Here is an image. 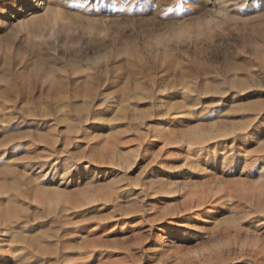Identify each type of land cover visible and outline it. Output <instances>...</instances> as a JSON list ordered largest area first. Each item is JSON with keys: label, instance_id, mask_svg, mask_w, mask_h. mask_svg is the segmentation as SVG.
Returning a JSON list of instances; mask_svg holds the SVG:
<instances>
[{"label": "rangeland", "instance_id": "rangeland-1", "mask_svg": "<svg viewBox=\"0 0 264 264\" xmlns=\"http://www.w3.org/2000/svg\"><path fill=\"white\" fill-rule=\"evenodd\" d=\"M0 264H264V0H0Z\"/></svg>", "mask_w": 264, "mask_h": 264}, {"label": "bare ground", "instance_id": "bare-ground-1", "mask_svg": "<svg viewBox=\"0 0 264 264\" xmlns=\"http://www.w3.org/2000/svg\"><path fill=\"white\" fill-rule=\"evenodd\" d=\"M2 232H4L5 229H0Z\"/></svg>", "mask_w": 264, "mask_h": 264}]
</instances>
